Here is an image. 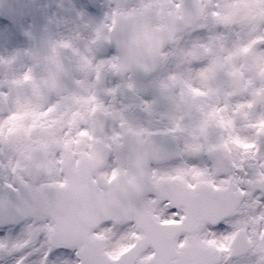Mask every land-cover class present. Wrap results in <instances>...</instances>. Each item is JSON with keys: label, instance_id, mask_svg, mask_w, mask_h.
Returning <instances> with one entry per match:
<instances>
[{"label": "clouds", "instance_id": "1", "mask_svg": "<svg viewBox=\"0 0 264 264\" xmlns=\"http://www.w3.org/2000/svg\"><path fill=\"white\" fill-rule=\"evenodd\" d=\"M241 3L192 0L189 11L185 0H136L132 7L105 0L101 21L80 22L87 38L79 31L62 38L48 33L40 40L27 33L30 48L0 56V121L16 115L22 117L17 121L22 128L33 122V112L51 108L37 122L53 133L63 129L53 145L59 153L67 142L70 150L95 155L94 139L102 138L118 149L119 162L110 152L95 169L96 182L110 194L113 188L127 189L126 200L133 205L153 187V167L167 165L146 161L131 174L127 158L138 167L136 162L156 146L182 152L197 166L215 168L223 157L226 179L237 178L232 186L264 191V153L255 151L257 143L264 145V4L237 7ZM239 39L243 43L233 44ZM109 47L115 55L98 59L99 50ZM21 65L23 70H17ZM113 78L118 83L107 86ZM129 109L142 117V124L129 123ZM87 121H102L105 130L93 131ZM81 131L89 136H80ZM237 140L252 147L240 148ZM258 159L262 162L255 167ZM113 169L117 178L109 184ZM254 207L245 199L243 215L233 218L230 232L239 234L238 240L248 227L243 221L256 214ZM250 250L260 264L264 254Z\"/></svg>", "mask_w": 264, "mask_h": 264}, {"label": "snow or ice", "instance_id": "2", "mask_svg": "<svg viewBox=\"0 0 264 264\" xmlns=\"http://www.w3.org/2000/svg\"><path fill=\"white\" fill-rule=\"evenodd\" d=\"M51 111L33 112L32 119L39 121ZM17 119L22 117L11 115L0 121V142L18 133ZM235 143L252 147L239 140ZM43 150L46 156L47 146ZM69 150L65 142L59 155L53 153V160L34 165L0 160V259L4 264H226L239 234L217 232L221 225L231 227L235 210L245 199L254 202L258 211L252 217L255 230L250 235L244 230L241 251L254 248L264 254V191H249L238 184L227 201L205 187L197 188L210 185L220 192L221 181L209 170L192 167L156 178L134 205L126 199L117 202L94 187L95 164L81 166L75 155L66 160ZM66 166L67 173L54 175ZM116 178L113 169L108 183ZM166 179L182 183H165ZM52 189L62 191L53 194Z\"/></svg>", "mask_w": 264, "mask_h": 264}, {"label": "rangeland", "instance_id": "3", "mask_svg": "<svg viewBox=\"0 0 264 264\" xmlns=\"http://www.w3.org/2000/svg\"><path fill=\"white\" fill-rule=\"evenodd\" d=\"M122 5L127 7L134 6L132 0H119ZM97 11L95 4L92 0H28L27 6L21 12V14L14 18H5L0 14V56L11 55L19 51H25L32 46V41L29 39L27 33H31L36 40L42 39L46 34L52 33L57 38L68 37L71 33L79 31L82 38H87L89 33L81 26V20L86 25H94L101 21L104 17L107 8L105 7V0H96ZM253 4L261 5L259 0H242V3L237 7L251 8ZM243 36V33L241 34ZM243 43L242 39L234 40L233 44ZM115 55V49L109 47L101 49L98 52V59H109ZM17 70L22 71L23 66L21 65ZM143 80H139L137 83L142 84ZM118 81L113 78L107 82V86H115ZM107 104V101H104ZM17 107H19L17 105ZM259 111V110H257ZM127 119L130 124L137 126L143 123L142 117H140L136 111L129 109L127 113ZM19 119H17L18 121ZM17 121L15 124L17 125ZM34 123V124H32ZM30 124H25L16 135L9 138L8 142H0V160L8 159L10 161L18 160L21 161L29 148L34 147L38 143L48 144L53 153L59 155V152L55 151L53 145L57 144L58 141L55 139L56 135L62 134L63 129H57L56 133L42 123L33 121ZM93 131L101 129L105 130V124L102 121H87ZM18 126V125H17ZM102 131V132H103ZM89 136V134L87 135ZM91 139V137H89ZM104 143V140L100 137H96ZM95 138V139H96ZM94 139V140H95ZM243 143L247 144L248 141ZM75 150H69L66 153ZM116 152L119 162V151L111 149ZM255 151L264 153V145L257 143ZM262 161L259 159L256 162L255 167H258ZM167 167L155 168L153 167L152 172L155 177L164 175L168 176L169 172H184L192 167L199 169H206L212 172L211 165L197 166L195 163L189 162V159L181 158L179 161L173 164H165ZM246 175H251L250 172L245 170ZM172 175V176H175ZM213 175V172H212ZM56 176H60L59 172ZM215 178V176H213ZM191 177H185L184 179H190ZM237 178L232 176L230 181L233 182ZM221 186H225L228 179L220 177ZM245 207H247L245 205ZM250 212L253 209L249 210ZM255 213L258 211L256 206L254 207ZM243 215L242 209L240 216ZM252 217L249 220H244L247 227L248 233H252L256 225L252 223ZM241 221L237 220V223ZM231 231L227 225H221L218 229L217 234H225ZM256 257L249 254L239 259L238 263L232 261V264H255ZM0 264H4L3 260L0 259Z\"/></svg>", "mask_w": 264, "mask_h": 264}, {"label": "water", "instance_id": "4", "mask_svg": "<svg viewBox=\"0 0 264 264\" xmlns=\"http://www.w3.org/2000/svg\"><path fill=\"white\" fill-rule=\"evenodd\" d=\"M26 0H0V11L5 13L6 15L12 16L14 14H17L24 6ZM143 79V78H140ZM98 149V148H97ZM97 149L95 150V155H91L90 157H86L85 159L80 160V165L81 166H88L90 164H95V169H97L98 167L102 166L106 160L109 158L108 156V152L105 151L103 153H100ZM44 151L43 149H40L39 151H34L32 152V154L35 156H38V152ZM183 155L185 156V154L183 153ZM72 156L71 154H68L67 156H65V159L67 160L68 157ZM178 158V151L173 150V148L171 147H162V146H156L154 148H152L149 152L145 153L144 156L142 157L141 160L137 161L136 164L138 165V167H133L131 166L132 164V160L131 157L127 158V163L130 165L128 167V171L131 174H135L139 168H142L143 163L146 161H151V162H156V163H160V164H167L170 162L175 161ZM68 172V168L67 166L64 168L62 175ZM214 173L215 174H220V175H224V174H229L228 173V168L225 164V160L223 157H218L216 160V164H215V168H214ZM165 183H170V184H181L182 182L179 180H165ZM94 187L99 188L100 190H102L104 193H109L110 190L109 189H104L103 186L99 183L97 185H95ZM200 187H205L207 188L210 192H212L213 195L217 196V197H222L227 201H231L232 199V194L233 192L236 191L234 186H227L226 188H221L220 192H214L211 188L210 185H197V188ZM141 190H143V185H141ZM53 192V194H57L62 190L59 189H52L51 190ZM121 193H123L121 195ZM111 197L114 201H122L125 200L126 198H129V193L127 189H111ZM240 204V203H239ZM239 204L235 210V215L236 216L238 214V207ZM245 245L241 240H237L236 243L233 246V252L230 256V259L232 258H238L243 254H246L247 251H241V248L244 247Z\"/></svg>", "mask_w": 264, "mask_h": 264}, {"label": "flooded vegetation", "instance_id": "5", "mask_svg": "<svg viewBox=\"0 0 264 264\" xmlns=\"http://www.w3.org/2000/svg\"><path fill=\"white\" fill-rule=\"evenodd\" d=\"M23 165H25V164H23Z\"/></svg>", "mask_w": 264, "mask_h": 264}]
</instances>
